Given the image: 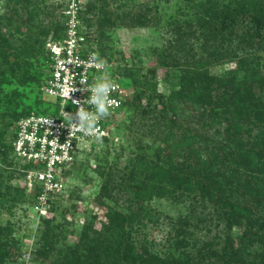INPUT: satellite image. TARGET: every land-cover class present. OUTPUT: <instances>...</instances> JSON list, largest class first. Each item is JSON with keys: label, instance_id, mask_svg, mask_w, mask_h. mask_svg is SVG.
<instances>
[{"label": "rangeland", "instance_id": "rangeland-1", "mask_svg": "<svg viewBox=\"0 0 264 264\" xmlns=\"http://www.w3.org/2000/svg\"><path fill=\"white\" fill-rule=\"evenodd\" d=\"M68 1L0 0V23H2L0 33L13 41V45H17V41L20 42L32 35L26 32L27 22L36 7L40 10L39 17L37 16L35 21L41 20L49 26L52 22L62 21V14ZM92 2H96L103 12H119L120 18L114 16V22L106 27L109 41L98 39L97 25L86 28L84 24L91 50L100 55V43L111 50V54L104 56L103 59L111 62V74L123 80L127 101L132 100L135 91L124 74L126 62L133 67L139 59L142 60L141 66L145 68V72L156 69L159 93L164 94L170 93L174 87H182L183 83L180 80L182 68L188 71L195 67L202 69L201 78L197 77L193 81L190 77L188 81L191 84L193 82V86L186 85L188 92L190 90L192 93L197 88L199 95L194 93L193 97L179 101V106L184 108L181 112L185 111L180 117H174L170 111L163 113L162 103L159 99H155L148 107L149 121L144 122L141 118V122L138 121L140 125L133 131L125 129L131 112L124 108L114 114L110 118L109 142L95 141L86 144L77 156L75 166L70 167L69 172L64 174L65 188L58 193L63 195L60 196L53 212H49L47 206H31V201L28 200L20 202L18 207L13 206V201L0 205V225L4 230L11 228L14 240L18 242L14 251L20 258L16 264H42L41 258L35 260L34 251L42 247V231L46 221L50 220L56 226L63 225L61 228L64 233L63 239L57 244L59 249L63 248L65 243H76L83 227L93 217H95V227L102 231L105 223L108 222L106 213L110 207L138 214V224L132 228L133 238L138 245H144L148 250V253H145L143 248H140L141 252L146 254L144 260L151 261L149 264L179 261L182 252L189 253L190 249L179 244L184 239V237L178 239L183 230L189 232L188 236L192 235L197 239L200 245L219 242L220 244L216 246L221 250L228 238H232L234 246H239L240 239L245 236L248 227L245 228L244 221V225H237L229 230L226 211L230 209L222 211L216 199H212L211 193L215 191L211 185L220 187L218 182L221 178L217 168L207 171L199 166L200 171L191 170L194 181H202L212 192L201 188H193L194 191L189 192L185 188L176 186V191L170 193L169 190L173 187L168 180H174L176 175H170L169 178L164 175L183 169L186 159L189 165L197 164L196 156L200 151L202 156L207 157L213 164L211 153L214 150L218 152L228 144L227 139L231 137V133H226V129L230 126L225 122L212 121L211 105L220 114L230 108L234 113H238L242 107L232 106L231 98L235 96L241 99L239 105L244 106L249 103L246 99L252 97L249 89L264 102V13L259 11L260 7H264V0H83V12L87 13L89 18L94 16L88 13V6ZM124 2L128 4L126 9H118ZM134 6L136 8L133 14L127 15L126 12ZM204 15L207 17L205 19L207 30L201 28L197 22H202L199 18H203ZM5 17L12 18L11 24ZM7 24L11 26L10 29ZM19 29H22L20 33ZM38 31L39 29L35 34L42 41H54L58 36L55 29L48 36ZM10 34L15 35L13 39ZM47 51L46 48V54ZM11 60L16 59L13 56ZM24 63L22 61L23 65ZM47 64L45 57L40 63H35L33 74L36 76V81L29 83L26 88L18 87L26 94V97L20 101L19 115L36 111L53 112L57 107L55 98L43 91L44 83L49 76ZM227 74L231 81H233L231 75L235 78L233 84L242 85L240 89L235 86L239 91H234L232 88L227 90L228 86L219 85L218 77ZM206 81L210 82L209 86ZM3 86L4 90L10 91L12 87L18 85L14 83ZM208 91L212 92L214 99L207 95ZM206 95V99L200 100ZM144 103H147V100ZM68 107L71 111L75 109L69 104ZM240 113L246 119L245 109ZM52 115H55V112ZM15 122L12 123L8 136L15 131ZM218 128L221 129V134L217 138ZM186 134L189 136L187 139ZM243 134L248 137L246 132ZM190 138L192 140H189ZM184 141L187 142L185 145ZM178 144L185 147L178 149ZM106 150L110 151V155L106 154ZM138 154L145 162L141 172L145 176L147 172L152 174L144 177L142 183H146L149 181L147 178H150L151 183L147 184L157 185L156 190L153 188L151 198H138L137 185L141 182L135 181V178L122 176L121 179L114 181L110 196L105 197L101 203L98 202L105 181L100 175L103 168L116 167L115 169L130 174L134 168L133 164L139 163ZM6 156L0 154V173L4 174L3 188L11 185L27 188L28 192H31L28 179L13 173L15 167L24 173L26 165L23 161L15 159L11 150H8ZM1 158H4V161H1ZM13 159L17 163L12 167ZM218 170L223 171L221 166ZM153 172L160 173L157 175L158 184L153 181L156 180ZM250 176L245 177L241 183L242 194L247 191ZM250 199L247 196L246 206L250 205L254 208L255 214L263 215L264 202L260 208H255ZM232 201L235 202L234 199ZM210 214H214L212 220L208 218ZM172 240L177 241L175 255L171 252ZM251 250L262 254L259 247ZM187 261L194 264L189 259ZM125 262L127 261H123ZM82 264H99V262L94 257Z\"/></svg>", "mask_w": 264, "mask_h": 264}, {"label": "trees", "instance_id": "trees-1", "mask_svg": "<svg viewBox=\"0 0 264 264\" xmlns=\"http://www.w3.org/2000/svg\"><path fill=\"white\" fill-rule=\"evenodd\" d=\"M83 5V0H81L79 17L82 21L84 35L87 37L88 48L89 36L86 28L94 27V25H97L96 35L98 39L103 40L104 42L106 40L109 41L110 37L108 36L106 27L110 23L114 22V16L120 18V15H118L119 12H103L98 8L96 2H92L88 6V13L94 14V16L89 18L87 16L88 14L83 12ZM127 5L128 4L124 2L118 9H126ZM67 7L68 4L65 6L64 11H66ZM135 8L136 6L131 7L130 10L126 12L127 15H132ZM39 10L40 9L36 7L31 13V18L27 22L28 27L26 32H29L32 35L20 41L23 43L17 41V45H13V41H10V39L0 33V154L7 157L6 154L8 150H11L15 155L14 158L17 160L19 159L15 154L14 148V143L17 137V122L20 119L33 114L50 115L49 113L53 114L56 111H36L35 113L28 112L22 115L18 114L19 105L21 104L20 101L26 97L25 92L18 87L21 86L26 88L30 85L29 83L36 81V76L33 74L35 72V68H33V66L35 63H40V60L44 57L48 63L47 72L50 76L52 59L48 50V43L62 41L66 35L67 28L65 12L62 14L61 22H52L49 26H46L41 20L35 21L36 17H39ZM259 11L264 13V7H260ZM206 15L209 17L211 16L208 13H206ZM202 17L203 18H199L202 22H197L201 28H205V30H207L208 26L205 24V19H207V17L205 15ZM5 18L8 22L12 19L7 17ZM84 23L86 24V28ZM9 24H11V22ZM0 25H2V23H0ZM10 27L11 26L8 25L9 29ZM38 29V33L42 32L45 36H48L50 32L55 29L58 36L54 41H42L35 34ZM21 30L19 29V33ZM14 36L15 35L10 34L12 39ZM100 44L101 47H99V50L101 51V54L98 55L103 58L104 56H107L111 50L108 47H105L102 43ZM46 48L48 50L47 54L45 52ZM89 51L95 52L90 48ZM12 55L16 60H11L13 57ZM22 61L25 62L24 65L22 64ZM107 62L111 63L109 61ZM141 63L142 60L139 59L132 67L130 63L126 62V69L124 68V74L129 82H131L135 94L131 101L124 99L123 105L118 110V113L124 108H126L128 112L132 113L128 117V124H125V129L129 131H133L134 128H137L140 125L138 121H140L141 118L144 122L149 121L148 107L154 103L155 99H159V102L162 103L163 113L170 111L174 117H180L185 113V111L183 113L181 112L184 108L179 106V101L190 96L193 97L194 93L199 95L197 94V88H195V90L191 93L190 90L188 92L186 85L193 86V82L191 84L188 80L190 77L193 81H195L197 77L201 78L202 69L195 67L194 69L188 71L186 68H182L183 73L180 76V80L183 83L182 87H174L170 93L164 94L159 93L158 83L156 82V69L153 68L150 71L147 70L148 72H145V68L141 66ZM230 77H232L233 81L235 80L233 75ZM48 78H46V81ZM218 78V82H220L219 85L228 86L227 90L232 88L234 91H239L235 86L239 89L242 87V85L237 83L233 84V81L230 80L228 74ZM46 81L44 83V87L46 86ZM206 82L209 86L210 82ZM14 83L18 86L12 87L13 89H10V91L4 90L3 85H14ZM121 83L126 88L122 79ZM249 91L252 94V97L248 100L246 99V102L249 103L244 106L239 105V101H241V99L235 96H232L231 98L232 106L238 108L242 107L240 111L245 109V115L247 114L246 119L242 117L240 111L238 113H234V111L230 108L220 114L211 105V111L213 112L211 114L212 121H217V123L225 122L229 124L230 127L226 129V133H231V137L227 139L228 144L219 149L218 152L214 150L211 153L213 164L210 162L211 160L207 159V157L204 158L202 156V152L200 151V153L196 156L198 165L196 163L189 165L186 159L183 163V169H178L177 171L164 175L167 178H169L170 175H176L174 180H168L170 185L173 187L169 190L170 193L176 191V186L185 188L189 192H193V188L206 189L209 192H212L204 186L202 181H194L191 170L200 171L199 166L203 167L207 171L211 170V168H213V170L217 168L218 175L221 178L218 182L220 187L217 185H211V188L215 191V193H211L212 199H216V203L220 206L222 211L230 209V211H226V214L228 215L226 219L228 221L229 230H232L234 226L244 225V221L245 228L248 227V230H246L245 236L240 239L239 246H234V239L228 238V241L225 242V245L221 250H218L216 246L220 244L219 242L212 243L210 245H200L197 239L193 238L192 235L188 236L189 232L183 230L182 235H179L178 239H180V237H184V239H182L179 244L181 246H185L187 249H190V252H182L179 256V261L174 260L173 262H163L164 264H191L187 261L188 259L194 264H264V214H255L254 212L256 211L254 208L250 207V205L246 206L248 201L247 196L251 198L250 202L255 208H260L264 202V102L254 95V92H251V89H249ZM240 93L243 94L242 92ZM207 95L214 99L211 91H208ZM207 95L203 96L200 100L206 99ZM225 95L226 94L223 96L225 97ZM145 100H147V103H144ZM177 102H179V104ZM14 121H16L15 131H13V134L8 136ZM173 122L176 123V121ZM216 131L219 133L216 134L218 138L221 134V129L218 128ZM245 132L248 137L243 134ZM110 136L103 139L101 142H109V139L111 138ZM187 137H189L188 134H186V139ZM189 140H192V138ZM9 141H11V143H9ZM186 143L187 142L184 141V145ZM177 147L178 149H182L185 146L178 144ZM140 148L142 149V147H139V149ZM106 151V154L110 155V151ZM137 156L139 158V163L137 162L133 164L134 168L130 174L125 171L115 169L116 167L113 165L115 164L113 163V160V164L111 165L115 168H103L100 175L105 178V181L99 193L98 202L101 203L105 197L108 198L110 196L111 190L114 188V181L118 178L121 179L122 176L131 179L135 178V181L141 182V184L137 185L138 191L136 194L138 195V198H151L153 188L156 190L157 185L152 184V186H150V184H147L151 183L150 178H147L149 181L146 183H142L144 177H149L152 174L147 172L145 176L141 172L144 168L145 162L143 157L139 154ZM1 161H4V158H1ZM15 161L16 160L12 162V167L16 165L17 162ZM19 161L22 162V160ZM23 163L26 165L25 170H31L34 168L33 164H29L24 161ZM73 166H75V163L71 168H73ZM219 166L222 167V172L218 170ZM125 168L127 170L128 165L127 167L125 166ZM68 172V170L65 171V175ZM13 173L17 175L20 174L25 178L27 176L25 171L24 173H21L20 170H17V167H15ZM153 174H155L153 176H156V180L153 181L158 184L159 181L157 180V175H160V173L153 172ZM248 175H251L248 181L249 185L246 193L242 194L241 189L243 186L241 183ZM242 176L244 178H242ZM3 178L4 174L0 173V205H5V203L8 204L13 201V206L18 207L20 202H26V200H28V202L31 201V206H42L40 205V198L44 193V187L41 184L36 183L31 192H28L27 188L22 189L11 185H6L4 189ZM62 195L63 194L49 197L47 203V209L49 212H53V210H55L59 198ZM233 199L235 202L232 201ZM228 201H231V203ZM142 212L146 213V211ZM219 214L220 213H218L217 216H219ZM106 216L108 218V222L105 223L102 231L97 230L95 227V217H93L92 220L83 227L81 236L76 243H65V246L59 249L57 244L63 239L64 233L61 231L63 225L56 226L52 223V221H46V225L42 231V247L34 251L35 260L41 258L42 264H82L85 261L96 257L99 264H131L132 262L134 264H149V262H151L150 260H144V256L146 255L145 253H148V250L144 245H138V243L134 240L135 238H133L132 228L138 224V214L136 212H125L124 210L110 207ZM213 216L214 214H210L208 217L209 220H212ZM144 217L145 215H143V218ZM177 241H171V252L174 255L175 244ZM17 243L18 242L14 240L12 229L8 228V230H4L0 225V264H16V262H18L20 256L16 255V252L14 251L17 249ZM255 247H259L262 250V254H259V251L254 253V251L251 250ZM140 248H143L145 253L143 251L141 252ZM123 261L127 262L123 263Z\"/></svg>", "mask_w": 264, "mask_h": 264}, {"label": "built area", "instance_id": "built-area-1", "mask_svg": "<svg viewBox=\"0 0 264 264\" xmlns=\"http://www.w3.org/2000/svg\"><path fill=\"white\" fill-rule=\"evenodd\" d=\"M67 4L68 7L65 11L67 28L65 38L62 41L48 43L52 64L44 92L55 98L54 102L57 105L55 115L33 114L20 119L16 124L15 154L19 160L34 165L33 169L25 170L27 173L26 178L30 184V191L36 183L44 187L40 202L45 207L49 197L58 196V193L64 191L65 183L63 182V177L65 171L76 163L80 151L84 149L86 144L95 142L91 138H82L78 133L72 138L71 149L67 153L52 143L53 139H58L60 144H64L68 140L69 129L63 120L65 118L64 113H74L77 110V106L73 104V100L83 101L89 95L82 90L81 78H86L87 82L91 84L101 75L96 68L90 67L83 70L82 67H74L69 64L67 67L75 75L74 83L78 90L72 94V98L67 104L57 94L59 92L57 84L62 83L64 77V73L59 70L61 62L68 60L70 57L84 61L88 59L90 54L96 53L89 51L87 37L83 32L82 21L79 17L81 0H69ZM107 66V71L110 72L111 64L107 62ZM112 78L117 83V87L111 93V99L113 100V105L110 108L111 114L99 123L102 140L110 136V118L122 107L126 95V88L121 83V78L119 79V76L116 75H112ZM68 104L75 108L74 111H71ZM85 107L87 108L88 105L85 104ZM45 119H50L52 124H43L42 121ZM33 133L35 134V140H30L28 137H31ZM43 214L45 215L46 213Z\"/></svg>", "mask_w": 264, "mask_h": 264}, {"label": "clouds", "instance_id": "clouds-1", "mask_svg": "<svg viewBox=\"0 0 264 264\" xmlns=\"http://www.w3.org/2000/svg\"><path fill=\"white\" fill-rule=\"evenodd\" d=\"M69 64L74 67H82L83 70L90 67L96 68L100 71L101 75L91 84L87 82L86 78H81L80 84L83 86L82 90L86 91L89 95L83 101L73 100V104L77 106V110L74 113H64L65 118L63 120L69 129V138L64 144H60L58 139H53L52 143L61 148L65 153L71 149L72 138L78 133L82 138H91L96 142L102 140L99 123L111 114L110 108L113 105L111 93L117 87V83L112 78L111 73L107 71V61L98 54L92 53L84 61L70 57L68 60L61 62L59 70L64 73V77L63 82L57 84L59 89L57 94L63 98L65 104L72 98V94L78 90L74 83L75 75L67 67ZM85 104L88 105L87 108ZM42 123L51 125L52 121L45 119ZM28 138L35 140V134L33 133Z\"/></svg>", "mask_w": 264, "mask_h": 264}]
</instances>
